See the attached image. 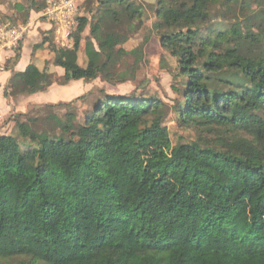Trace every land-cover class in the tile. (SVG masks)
<instances>
[{"label": "trees", "instance_id": "1", "mask_svg": "<svg viewBox=\"0 0 264 264\" xmlns=\"http://www.w3.org/2000/svg\"><path fill=\"white\" fill-rule=\"evenodd\" d=\"M233 0H158L161 43L177 58L186 126L237 135L174 146L164 104L105 97L72 136L18 123L33 145L0 135V264H256L264 262V29L242 35L208 25ZM103 20L82 67L53 47L67 81L96 80L116 65L105 23L142 15L128 0H100ZM79 50L89 24L78 18ZM19 61V60H18ZM18 63V62H17ZM10 70V69H9ZM36 67L10 88L33 95L52 84Z\"/></svg>", "mask_w": 264, "mask_h": 264}, {"label": "rangeland", "instance_id": "2", "mask_svg": "<svg viewBox=\"0 0 264 264\" xmlns=\"http://www.w3.org/2000/svg\"><path fill=\"white\" fill-rule=\"evenodd\" d=\"M128 2L131 10L141 11L142 15L105 23L103 32L110 34L115 43L116 65L87 82L66 80L65 71L54 64L53 47L64 49L66 60L86 67V44L92 41L98 48L94 30L103 20L100 0H0V31L4 29L8 44L0 47V135L15 137L25 150L33 144L21 136L18 123L26 122L37 132L60 134L56 125L60 120L68 124L72 136L82 139L80 127L102 98L139 97L164 104V124L174 146L200 140L218 143L237 136L217 127L186 126L177 119L175 109L183 103L184 91L182 79L176 76L177 58L162 46V32L154 28L158 21V0ZM80 17H87L89 24L80 49L75 50L73 34ZM208 25L222 30L237 29L242 35H257L264 29V0L223 2L212 8ZM254 54L264 56V50L258 48ZM17 62H26L22 71L34 64L35 78L42 80L46 75L52 85L33 95L11 89ZM260 137L264 140V132Z\"/></svg>", "mask_w": 264, "mask_h": 264}, {"label": "built area", "instance_id": "3", "mask_svg": "<svg viewBox=\"0 0 264 264\" xmlns=\"http://www.w3.org/2000/svg\"><path fill=\"white\" fill-rule=\"evenodd\" d=\"M7 42H6V37H5V31H4V29H2L1 31H0V47L1 48H5V47H7L8 46V44H6ZM14 44V43H13Z\"/></svg>", "mask_w": 264, "mask_h": 264}, {"label": "crops", "instance_id": "4", "mask_svg": "<svg viewBox=\"0 0 264 264\" xmlns=\"http://www.w3.org/2000/svg\"><path fill=\"white\" fill-rule=\"evenodd\" d=\"M22 61V60H21ZM19 64H17L18 65V67H17V70L19 71V72H22V70H24L23 69V67L22 66H25L26 65V62H18ZM25 64V65H24ZM26 68V67H25ZM21 70V71H20Z\"/></svg>", "mask_w": 264, "mask_h": 264}]
</instances>
